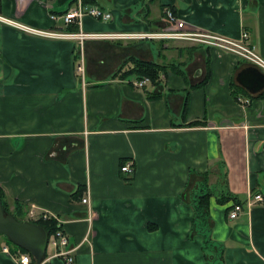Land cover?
<instances>
[{"label":"crops","instance_id":"crops-1","mask_svg":"<svg viewBox=\"0 0 264 264\" xmlns=\"http://www.w3.org/2000/svg\"><path fill=\"white\" fill-rule=\"evenodd\" d=\"M91 1L112 19L84 18L87 34L160 32L171 11L186 33L232 40L246 33L264 59V0ZM76 2L0 0V16L71 31L50 16ZM133 60L170 68L157 84L136 88L138 80L122 76ZM246 67L233 54L186 40H85L79 47L0 24L7 211L19 207L24 221L53 220L74 250L72 264H212L218 243L223 264H264V204L231 221V202L212 195L199 220L210 225L214 246L192 226L191 205L208 191L242 202L264 194V90L251 95L237 83ZM19 254L0 242V264H18ZM54 255L48 245L41 264H66Z\"/></svg>","mask_w":264,"mask_h":264},{"label":"built area","instance_id":"built-area-1","mask_svg":"<svg viewBox=\"0 0 264 264\" xmlns=\"http://www.w3.org/2000/svg\"><path fill=\"white\" fill-rule=\"evenodd\" d=\"M89 17L91 19L108 22L112 19V14L108 11L101 9V7L94 5H84L80 0H77L74 7H70L67 11L60 15H51L50 18L54 22H61L63 28L74 27V31H46L28 27L20 24L16 21L6 19L0 16V24H5L11 28H14L21 33L31 35L43 39L52 40H69L76 41L81 47L85 40H186L198 44L207 45L210 48L220 50L235 55L239 59L243 60L246 64L251 65L264 73V59H262L253 48L248 45V35L242 33L238 40H232L217 35H211L207 33H186L184 32L185 24L174 15L171 11L165 12V26L160 32L154 33H85L82 30V21L84 18ZM82 62V56L80 55ZM78 71H82V67L77 68ZM149 80L144 78L134 83L136 88H142L147 85ZM243 104H249V100H238ZM122 172L130 171L129 165L121 167ZM82 204H90L89 197L86 196L82 199ZM264 204V194L255 193L249 194L245 201L241 204H233L232 208L228 212L229 220H235L242 214L243 209L250 211L255 205ZM30 218L34 217V212L29 213ZM42 220H47L46 215L41 216ZM47 245H51L55 248L56 257H64L66 264H72L73 259L71 254L74 250L68 249V239L66 235L57 230L49 237ZM3 252L7 253V247H4ZM20 253V252H19ZM18 264H30V258L26 254H19Z\"/></svg>","mask_w":264,"mask_h":264},{"label":"trees","instance_id":"trees-1","mask_svg":"<svg viewBox=\"0 0 264 264\" xmlns=\"http://www.w3.org/2000/svg\"><path fill=\"white\" fill-rule=\"evenodd\" d=\"M80 1L82 4H84L86 6L92 5L91 3L93 2L91 0H80ZM71 31L75 32V28L71 27ZM167 68H170V66L166 67V66H163V65H160L157 63H153V62H146L143 60H133L131 69L124 72L122 74V76H126V77H132L133 76L136 80H142L144 78H147L151 84H157L159 82V79H160V74L163 73ZM175 69H177V68H175ZM172 70H174V67ZM120 71H121V69H120ZM176 73L180 74V75L183 74L182 70H179V69H177ZM259 96H263V95H259ZM197 124H201V123L195 122V123H191L190 125H197ZM255 193H252V194H255ZM212 195H215L218 198L217 199L218 202L222 205L227 204L228 202H231V205L228 208V211H230L233 204L243 203L241 200H239L236 197H233L231 195L227 196V194H218L217 195V194H215L214 191H211V192L208 191L207 193L202 194V195L197 197V199L191 205V208L193 211L192 226H193L194 232L196 231L197 233L202 234L205 246L210 245V244L212 246H214V242H212L209 238L206 239L207 238L206 233H204L205 228H203L204 225H206V223L200 221L199 216L205 215L207 213L208 201ZM0 197H1L0 200H1L2 209H3L2 211H3L4 215H10L13 218H15L17 221H20V222H28V223H32V224L41 226L46 230L48 237L51 236V234H53L55 231L59 230L60 227L53 220L24 221V219H23L24 213L20 212L19 207H16V212L14 214H10L7 211V208L4 204V202H2L1 192H0ZM210 231H211V229H210V225H209L208 229L205 232L210 233ZM5 240L9 244H11L6 238H5ZM11 246L13 248H16L20 253L28 254L24 250L19 249L12 244H11ZM205 246H203L204 249H205ZM214 248H215V250H214L215 253L208 256V258L211 260L212 264H223V252H224L223 246L218 243V244H216V246ZM30 263L35 264V260L31 256H30Z\"/></svg>","mask_w":264,"mask_h":264},{"label":"water","instance_id":"water-1","mask_svg":"<svg viewBox=\"0 0 264 264\" xmlns=\"http://www.w3.org/2000/svg\"><path fill=\"white\" fill-rule=\"evenodd\" d=\"M236 81L251 95L264 90V73L254 67L241 70L236 76ZM2 210L0 200V236L28 253L35 260V264H41L48 243L46 230L32 223L17 221L10 215H4Z\"/></svg>","mask_w":264,"mask_h":264},{"label":"rangeland","instance_id":"rangeland-1","mask_svg":"<svg viewBox=\"0 0 264 264\" xmlns=\"http://www.w3.org/2000/svg\"><path fill=\"white\" fill-rule=\"evenodd\" d=\"M24 220H27L26 218H23ZM207 225V226H206ZM206 225H204V227L203 228H205V231L208 229V224L206 223ZM204 231V233H206V239H208L210 236H209V233L208 232H205ZM4 240V242L7 244V245H9V247L12 249V251H17V249L16 248H13L12 246H11V244H9L8 242H6V240H5V238L4 237H2V236H0V242H2ZM210 248H208V250H209Z\"/></svg>","mask_w":264,"mask_h":264}]
</instances>
